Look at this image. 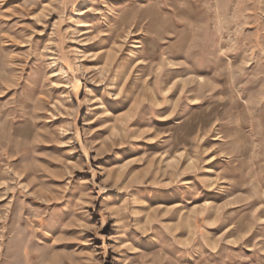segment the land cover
I'll list each match as a JSON object with an SVG mask.
<instances>
[{
    "label": "rangeland",
    "instance_id": "1",
    "mask_svg": "<svg viewBox=\"0 0 264 264\" xmlns=\"http://www.w3.org/2000/svg\"><path fill=\"white\" fill-rule=\"evenodd\" d=\"M0 264H264V0H0Z\"/></svg>",
    "mask_w": 264,
    "mask_h": 264
}]
</instances>
